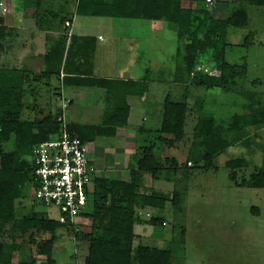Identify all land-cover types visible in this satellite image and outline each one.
<instances>
[{
	"label": "trees",
	"instance_id": "obj_1",
	"mask_svg": "<svg viewBox=\"0 0 264 264\" xmlns=\"http://www.w3.org/2000/svg\"><path fill=\"white\" fill-rule=\"evenodd\" d=\"M226 1L228 7L230 6L226 18L213 15L214 4L210 5L206 0H79L77 5V14L80 16L168 22L174 27L181 42L177 50L178 65L174 82L186 87L220 89L225 93L244 91V113L234 114L225 120L212 117L213 115L204 112V108L199 112L192 147L200 146L204 151L195 159V163L192 160L189 162L193 169L198 167L204 171L216 169L215 158L239 139L235 132L251 128L255 132L249 135L256 138L261 137L260 131L264 132V101L261 94L246 91L240 83V79L247 74V63L231 64L226 59L230 46L227 43L228 31L232 27L243 28L249 24L247 11L238 8L234 3L244 4L243 7L248 4L264 7V0ZM42 7L43 0L34 1L39 25L50 30L51 22L58 19L59 13H42ZM4 18L0 17V52L7 35ZM72 20L62 19L66 29V24H71ZM254 38L253 34L248 35L246 46L249 47ZM65 43L64 39L59 47H52L46 53L44 59L47 68L40 77L27 70L0 68V264H40L39 258L44 259L41 264H58L55 245L62 230L68 232L76 242L88 243L85 264H171V250L141 245L134 247V226L137 223H147L155 228L163 227L166 225L164 219L152 216L146 221L139 212L149 208L163 211L168 202L175 209L182 204L183 195L180 192L175 191L165 196L153 189L144 190L141 181L145 174L155 180L164 170L179 168L177 161L170 157L166 158L165 163L156 149L158 146L173 148L184 140L188 119L186 100L174 102L169 95L166 97L161 127L158 130L159 144L157 147L145 146L141 149L136 164L129 165V181L102 174L95 177L90 211L84 215L89 220L86 225L89 232H86L85 226L76 229L75 225L69 226L65 219L52 220L34 208L21 215L26 209L23 204L25 198L34 194V165L29 160L31 150L34 145L59 136L62 128L58 122L61 111H49L46 114L37 108L38 104L27 103L26 98H36V89L31 87L38 79L49 80L54 75L58 76L64 60L67 65L71 51L68 49L65 54ZM202 59L210 63L209 68L212 71L217 70L219 75L211 76L205 71H198V67L203 65ZM79 77L67 76L65 84L68 85L69 81L76 78L77 81L87 80L98 87L110 83L117 88L127 87L123 101L119 102V106L114 108L107 119V127L69 126L71 135L86 144L100 137H116L118 129L128 126L130 106L126 98L130 95L142 98L149 88L147 79L138 82H114L115 80L95 79L92 76ZM259 84L260 81L256 80L252 86ZM137 85L141 87L139 90L135 88ZM186 96L187 94L184 98ZM11 142L13 148L7 151L5 145ZM169 163L173 164L172 168L168 166ZM226 167L230 170L229 177L236 186L264 189V157L261 169L249 177H241L240 181L238 171L249 167L248 160L243 157L231 159ZM36 205L39 204L34 201L33 207ZM23 251L30 252V261L21 258ZM16 255L20 257L18 262H15Z\"/></svg>",
	"mask_w": 264,
	"mask_h": 264
},
{
	"label": "rangeland",
	"instance_id": "obj_2",
	"mask_svg": "<svg viewBox=\"0 0 264 264\" xmlns=\"http://www.w3.org/2000/svg\"><path fill=\"white\" fill-rule=\"evenodd\" d=\"M34 1L5 0L7 16L16 15L22 6L32 11L35 9ZM66 1L68 3L61 6L63 0H43L41 12L54 14L62 13L64 10L62 13L64 16L75 17L76 33L84 32L103 37L102 42L93 38L95 45L89 48L87 55L82 56L86 59L87 70L95 69L96 74L107 73L113 77L118 74L124 80H126V74H130L132 79L137 80L149 77L147 104H139L137 103L140 101L139 98L130 97L134 111L139 104L143 109L141 115L148 118L144 129L133 124L124 128L125 132L132 135L128 139H133L132 151L130 153L124 151L128 143L125 145L127 139L123 136L118 139V143H122L121 146H115L113 150H107V152L104 150L105 146L113 144V140L99 138L97 142L87 144L89 158L92 159L91 164L94 167H100L98 169L101 170L102 175L128 181V169H125L127 172L119 170L116 168L117 162L121 163L128 159L130 165L136 164V160L140 157V150L148 145L149 140L151 142L157 136L151 134L149 129L156 131L160 129L164 101L168 95L174 102L186 100L188 106L184 140L173 148L159 153L162 158L175 159L179 168L166 169L155 180L149 174H145L141 181L144 190L153 189L165 196L175 191L180 192L183 195L182 204L180 208L175 209L172 203L168 202L163 211L150 208L142 211L143 213L150 211L154 216L164 219L166 225L156 228L147 225L146 234L142 239L135 240L134 247L141 245L171 250L173 252L171 264H264V189L236 186L229 177L230 170L226 167V163L231 159L243 157L248 160L249 167L238 171L239 181L241 177H249L256 170L261 169L264 157V132L260 131L261 137L258 138L249 135L255 132L251 128L235 132L239 139L233 142L232 147L215 158L216 169L209 171L200 170L198 167L193 169L189 162L192 160L195 163V159L204 151V148L200 146L192 147L199 112L204 108L205 113L225 120L234 114L244 113L246 103L244 91L225 93L220 89L186 87L174 82L178 65L177 50L181 42L174 27L168 22L80 16L77 14V0ZM213 1V15L217 18H226L230 11L227 1ZM234 4L247 11L249 24L243 28L232 27L228 31L227 43L230 46L226 52V59L231 64L247 63V74L240 79L242 88L260 93L264 101V7L249 4L243 7L244 4ZM252 34L255 38L248 47L246 39ZM23 53L26 55V52ZM12 61L16 62L15 59ZM204 61L202 59L203 65L211 66ZM19 65L27 66L29 63L27 61L22 63L20 59ZM27 68L31 70L30 67ZM256 80L260 81V84L253 87L252 83ZM51 83L59 88L57 78H53ZM135 88L139 90L141 87L137 85ZM126 90L125 86L114 89L115 92L106 103L103 98H97L94 104L91 102L89 105H79L78 102H82L75 100L74 105L65 110L62 107L66 101L60 104L54 97L51 107L47 102L49 95L43 94L37 108L47 114L49 111L57 113L59 107L69 126L107 127L105 125L107 119L111 116L112 110L119 106V102L123 101ZM185 94H187L186 98H184ZM197 104L202 106L199 107ZM247 135L249 136L244 138ZM129 143L131 146V142ZM156 144L158 145L157 142ZM156 144L150 146L157 147ZM12 148L13 142L5 145L7 151ZM29 160L33 162L31 155ZM172 165L169 163L168 166L172 168ZM114 170H119L120 173L112 174ZM34 201V194L25 198L23 204L26 209L21 215L34 208L38 212L45 213L52 220H59L62 217L57 208L44 207L40 204L33 207ZM83 226L87 228L81 223L76 225V229H82ZM88 228L86 232L90 231ZM136 231L139 234L143 232L139 226L136 227ZM59 234V240L55 245V257L58 264H85L88 243L76 242L65 230L60 231ZM20 255L25 261H30L29 251H23ZM19 258V255H16L15 262H18ZM42 262L44 259L39 258V263Z\"/></svg>",
	"mask_w": 264,
	"mask_h": 264
},
{
	"label": "crops",
	"instance_id": "obj_3",
	"mask_svg": "<svg viewBox=\"0 0 264 264\" xmlns=\"http://www.w3.org/2000/svg\"><path fill=\"white\" fill-rule=\"evenodd\" d=\"M2 1L6 4L5 0H2ZM78 1L79 0H77L76 8L78 5ZM14 2H15V0H14ZM65 3L67 4L68 2L66 0H63L61 6H65L66 5ZM22 5H24V3H22ZM17 10H19V9H17ZM36 11H37L36 9H33L31 11L29 8L26 9V7L22 6L20 11H18V13L16 15H14V14L8 15L3 19L4 26L7 29V32H6L7 35H6V39L4 41L3 50L0 52V68L27 70L32 75L40 77L47 68L44 57H45L46 53L52 47H56V46L59 47L60 42L61 41L63 42V40L65 39V41H66V43L64 44L65 54L68 51V49L71 52H70L69 62L67 63V65H65V60L63 61V64L60 66L61 69H60V73L58 76L54 75L49 80L47 78L46 79H43V78L38 79V82H36L32 85L31 88L36 89V93H35L36 98H34L32 96L27 97L26 102L29 104L36 103L39 105V101L41 98H43V94L49 95V96H47V98H48L47 102H48L49 106H51L53 104L52 100L54 97H55L54 99L57 100L58 102H60V104H61V102L67 101V99H68V101H70L68 108H71V106L74 105L73 103L75 102V100H80L82 102V103L78 102L79 105H81V104L82 105H89V104H91V102L94 104L95 101L97 100V98H103V101L105 100L104 101L105 103L108 102V100H109V98H111L113 92H115V91H113V88H117V87L113 86L112 83H110L108 85H103L102 87H98L96 85L94 86L93 84H91L87 80L81 82V81H77V79L75 78V80L69 81L68 85L65 84V81H66L65 77H67V76L76 77V75L80 76L79 78H86L87 76H92L95 79L115 80L114 82H117V81L119 82L122 79L124 80V78L119 77L118 74L113 77V76L107 75V73H101L100 74V72H99L98 74H96L95 69L87 70L86 61H85L86 59H84V58L80 59L81 56L87 55V51L89 50V48L91 49L95 45L93 43V41H90L91 38H96L97 41L102 42L104 40L99 39L102 36L101 35L95 36V35L87 34L84 32L76 33L75 32V26H76L75 23L76 22L74 19L75 17H72L73 18V20L71 22L72 26H70V27H68V29H66L64 23L62 22V19L65 18V20L67 21V20L71 19V17L64 16L62 14L64 12V10L62 11V13H59L58 19H53V21L51 22V25H50V27H51L50 30H47V28H43V27H41V25H39V21H38L39 17H38V13ZM105 18H107V17H105ZM58 21H59V24H57ZM67 31L72 32L73 35L69 36L68 35L69 33H67ZM72 41H73V44L71 45ZM23 52H26V55ZM13 59H15L16 62H13L12 61ZM20 59H21L22 63L27 61L29 63V65L20 66L19 65ZM27 67H30L31 70ZM126 75H127L126 80H132L135 82L144 80V79L137 80L136 78L132 79L130 74H126ZM53 78H57V80L59 82V88H56L51 83ZM146 78L148 80L149 77H146ZM153 82H156V81L153 80ZM110 87H113V88L109 89ZM130 97L139 98L140 101L137 102L139 104H143V103L147 104L146 103L147 102V96L144 95L142 98H140L137 96H131L130 95L128 97V99H126L127 103L130 106L128 126L133 124L136 127L138 126L142 129H144L146 121L148 118L146 116L144 117V115H141L142 110H143L141 108V105L139 106V104H138V108H136L134 111V109L130 103V99H131ZM58 111H61V109L59 107H58ZM123 129L124 128L118 129L116 137H108V138L106 137L108 140L114 141L113 144L111 143L109 146L108 145L105 146L104 150L106 152H107V150H109V151L113 150L112 148L115 146H118V145L121 146L122 143H120V142L118 143V139L122 136L127 139V140H125L126 141L125 145L128 143L125 146L126 148H124V151L126 153H130L132 151V147H134L133 139L128 140V139H130L129 137H131L132 135H131V133L125 132V129L124 130ZM149 132L153 135L156 134L157 136L151 142L149 140L147 143L148 144L147 146L154 145V144H156V142L159 144V141L157 140V137L159 136L158 130L156 131V130L149 129ZM151 137H152V135H151ZM100 138H104V137H100ZM97 140H100V139L97 138L95 141H92L91 143L97 142ZM128 141L131 142V146H130V143ZM123 144H124V142H123ZM165 149H166L165 146H160V148L158 146L156 151L158 153H160V152L163 153V152H165ZM139 153H141V150ZM166 158H169V157H163L164 162H165ZM90 160L92 162L91 158H90ZM117 163L118 164L116 165V168H119V170H125V169L127 170L128 169V171H129L130 163H129L128 159L122 161L121 163H119V162H117ZM95 168L99 171V174H102L101 170L98 169L100 167H98V168L95 167ZM116 168H115V170H116ZM115 170L112 171V174H119L120 173L119 170H117V171H115ZM120 177H123V176L120 175ZM113 179H118V178H113ZM129 180H130V178L128 179V181ZM139 214H141V216L143 218L145 217L144 220H146V221H148L150 218H152V216H154L152 213H150V211H147V213L139 212ZM87 223L85 225H87ZM147 225H149V224H147V223L135 224V226H134V233H135L134 242L137 239L140 240V238L141 239L143 238V235L146 234V231L148 228ZM137 226H139V228L143 231L142 234H139L136 231Z\"/></svg>",
	"mask_w": 264,
	"mask_h": 264
},
{
	"label": "built area",
	"instance_id": "obj_4",
	"mask_svg": "<svg viewBox=\"0 0 264 264\" xmlns=\"http://www.w3.org/2000/svg\"><path fill=\"white\" fill-rule=\"evenodd\" d=\"M213 5V0H206ZM7 16V7L0 1V17ZM67 27L72 26L70 23ZM72 36V32H69ZM100 40L103 38L100 37ZM198 71L218 76L217 70L201 65ZM66 101L62 109L68 108ZM62 125L59 136L36 144L31 150L33 158V184L35 202L44 207L57 208L69 226L86 224L84 217L90 211L93 182L99 171L91 164L87 144L71 135L63 114L58 118Z\"/></svg>",
	"mask_w": 264,
	"mask_h": 264
},
{
	"label": "water",
	"instance_id": "obj_5",
	"mask_svg": "<svg viewBox=\"0 0 264 264\" xmlns=\"http://www.w3.org/2000/svg\"><path fill=\"white\" fill-rule=\"evenodd\" d=\"M125 77L127 78V75Z\"/></svg>",
	"mask_w": 264,
	"mask_h": 264
}]
</instances>
